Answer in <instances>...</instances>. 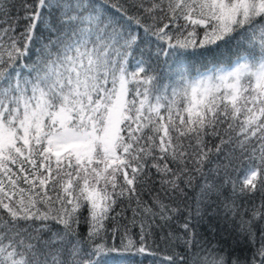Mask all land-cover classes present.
<instances>
[{"label": "snow or ice", "instance_id": "obj_1", "mask_svg": "<svg viewBox=\"0 0 264 264\" xmlns=\"http://www.w3.org/2000/svg\"><path fill=\"white\" fill-rule=\"evenodd\" d=\"M264 264V0H0V264Z\"/></svg>", "mask_w": 264, "mask_h": 264}, {"label": "trees", "instance_id": "obj_2", "mask_svg": "<svg viewBox=\"0 0 264 264\" xmlns=\"http://www.w3.org/2000/svg\"><path fill=\"white\" fill-rule=\"evenodd\" d=\"M131 264H154L153 258L150 256H135L134 259H132Z\"/></svg>", "mask_w": 264, "mask_h": 264}]
</instances>
